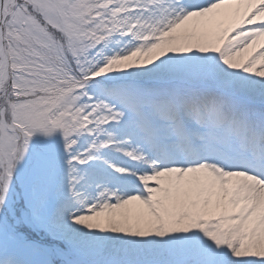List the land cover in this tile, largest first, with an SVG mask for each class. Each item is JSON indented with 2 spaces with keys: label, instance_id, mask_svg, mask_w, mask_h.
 Returning <instances> with one entry per match:
<instances>
[{
  "label": "snow or ice",
  "instance_id": "6c2138e0",
  "mask_svg": "<svg viewBox=\"0 0 264 264\" xmlns=\"http://www.w3.org/2000/svg\"><path fill=\"white\" fill-rule=\"evenodd\" d=\"M0 264H264V0H0Z\"/></svg>",
  "mask_w": 264,
  "mask_h": 264
}]
</instances>
